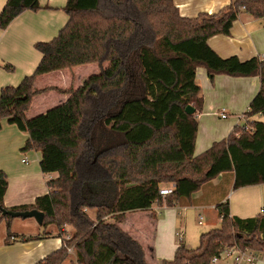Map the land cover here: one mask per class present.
Here are the masks:
<instances>
[{
  "label": "trees",
  "instance_id": "obj_1",
  "mask_svg": "<svg viewBox=\"0 0 264 264\" xmlns=\"http://www.w3.org/2000/svg\"><path fill=\"white\" fill-rule=\"evenodd\" d=\"M40 9L39 0H7L0 31L24 11ZM62 11L67 21L57 35L34 44L41 58L32 74L0 89V130L5 121L25 133L23 151L40 152L41 172L56 174L46 182L47 194L7 209L8 178L0 171L4 243L38 241L49 226H69V239L37 264H62L70 247L75 264H150L121 227L126 213L153 204L193 205L195 194L221 175L232 174L233 191L264 184V121L256 119L264 115V58L224 59L207 44L229 35L241 13L264 21V0H231L216 13L193 18L182 17L173 0H66ZM89 64L99 73L63 91L65 102L26 118L33 97L45 92L35 89L39 76ZM200 72L209 87L215 76L226 75L258 76L260 88L242 114L244 124L195 155ZM188 106L194 114L185 112ZM169 185L172 193L163 199L159 191ZM2 210L43 213V232L13 233L12 218ZM215 210L219 226L201 234L195 249L180 244L171 260L157 264H210L233 245L264 254V213L230 216L227 201Z\"/></svg>",
  "mask_w": 264,
  "mask_h": 264
},
{
  "label": "crops",
  "instance_id": "obj_2",
  "mask_svg": "<svg viewBox=\"0 0 264 264\" xmlns=\"http://www.w3.org/2000/svg\"><path fill=\"white\" fill-rule=\"evenodd\" d=\"M6 1L0 0V11ZM230 2L231 0H173L179 14L187 18L196 17L199 13H216ZM65 3L66 0H39L40 10L24 11L5 30L0 31V89L7 85L17 86L25 76L32 74L41 58L35 50L34 44L52 40L65 25L67 16L62 11ZM207 44L220 58L225 59L235 56L240 61L253 57L260 58L264 56V21L263 19H255L247 13H241L233 23L229 35L213 36L207 40ZM4 64L11 65L13 70L4 69ZM103 67L105 68L106 65H103ZM80 68L78 66L73 69L39 76L35 81V85L42 81L45 83L42 88L35 89L50 90L33 97L30 107L25 113L26 118L44 114L50 108L65 102L68 95L63 91L79 87L86 78L79 76V78L73 80L74 72ZM97 68L100 71L98 66ZM200 73L198 81L203 87V103L201 112L196 115L195 155L207 150L214 142L225 139L233 127L244 124L245 119H242V114L247 110L249 103L260 88L258 76L230 77L226 75L215 76L212 85L209 87L203 79L202 72ZM221 111L227 113L228 117L226 119L219 117ZM256 119L264 121V115L257 116ZM27 139L28 136L19 131L14 125H9L5 121L2 122L0 130V171L4 172L8 178V186L3 198V205L7 209L32 204L35 198L48 193L47 180L56 177V174L44 175L41 172L40 152L23 151ZM232 182V174H227L224 177L221 175L209 183L211 188L208 191L195 194L193 199L196 200L198 196L201 198L209 197L211 204L205 207H211L215 212L217 204L227 201L229 215L241 219L257 216L261 209H264V184L243 187L233 191L231 188ZM163 188H166V186ZM176 207L179 206L160 207L153 204L147 211L129 213H138L141 218H145V221L150 220V223L154 221L151 233L154 240L156 224L159 225L160 222H164V220H160L161 218L173 225V218L167 215L171 212L165 214L161 211ZM191 207L204 208L202 205ZM185 208L182 207V209ZM89 211L91 210H88L87 213ZM129 213L125 215L127 216ZM158 215H160L159 219ZM147 216H149V220ZM10 230L24 236H37L43 232L40 225L33 218L11 219ZM182 230L179 232L182 233ZM44 233H46V236L38 241H16L11 245H5L6 222L1 221L0 264H37L63 245L65 239L63 229L59 230L55 226H49ZM132 233L141 235L136 230ZM135 237L141 239L136 235ZM141 246L143 247L142 244ZM143 249L146 261L152 262L154 248L148 246V249L147 247H143ZM72 256L70 259L63 261L62 264H75ZM255 264H264V260H259Z\"/></svg>",
  "mask_w": 264,
  "mask_h": 264
},
{
  "label": "rangeland",
  "instance_id": "obj_3",
  "mask_svg": "<svg viewBox=\"0 0 264 264\" xmlns=\"http://www.w3.org/2000/svg\"><path fill=\"white\" fill-rule=\"evenodd\" d=\"M81 68L74 72L73 74V80L76 78H79V76L82 78L88 77L93 74H98L99 70L97 68L96 64H90L89 66H80ZM76 68V67H75ZM73 69V68H72ZM59 77V75H57ZM75 78V79H74ZM45 82H38L35 85V88L39 89L44 86ZM76 87V85H75ZM50 90V89H45ZM170 186V185H169ZM168 188V186H166ZM211 188V185L205 186L201 193L204 191H208ZM199 193V192H198ZM193 205L186 206L185 209H182L181 206L178 208H167L166 210L161 211L167 214V212H171L170 215L173 218V225L169 224L165 221L164 218H161L160 220H164V222H160L156 224V232H155V239H152L151 233L153 231V223L149 222V216H147L149 221H145L144 217H140L138 213L132 214L129 213L127 216L125 215V218L123 222L121 223V227L124 231L128 232L130 235H135L141 239H137V241L143 245L144 248L148 246L154 248V257L152 262H148L150 264H157V262L168 259L171 260L174 255L175 247L181 245H184L188 249H195L199 244V238L200 235L219 226V218L217 217L216 212L211 207H205L210 206L211 201L209 197L201 198L198 196L196 200H194ZM194 205H202L204 208H198L191 207ZM91 217L94 216L93 211L88 212ZM161 213V214H162ZM164 214V215H165ZM158 215V219H159ZM136 218V219H135ZM137 218H141L140 220ZM200 220V224L198 221ZM134 223V224H133ZM152 225V229H151ZM63 234L66 236L70 235L71 227L64 226L63 228ZM182 230L183 233V239L182 242L179 243L176 233ZM134 230H136L138 233H132ZM160 236V238H159ZM65 238V237H64ZM173 241H170V240ZM71 254V255H70ZM69 256H74V253H70ZM72 256V257H73ZM211 264V262H210ZM217 264H232L230 260L227 259H220Z\"/></svg>",
  "mask_w": 264,
  "mask_h": 264
},
{
  "label": "built area",
  "instance_id": "obj_4",
  "mask_svg": "<svg viewBox=\"0 0 264 264\" xmlns=\"http://www.w3.org/2000/svg\"><path fill=\"white\" fill-rule=\"evenodd\" d=\"M260 58H264V56H262ZM219 117L221 119H226L228 117V115L224 111H221L219 113ZM242 119H245L243 115H242ZM173 187H174V185H171L168 188L161 189L159 191V195L161 197H165V196L171 194ZM260 213L263 214L264 209H261ZM198 223L200 224V220L198 221ZM176 236H177V239L180 243L183 239V234L181 232H179L176 234ZM64 237H65V240L69 239V236L65 235ZM72 252H73L72 247L67 249V254H70ZM220 259L230 260L232 262V264H255L259 260H264V254L263 253H256V252L251 251L249 249H241L237 245H233V246H229V247L224 248L218 254V256L213 257L211 259V264H217V262Z\"/></svg>",
  "mask_w": 264,
  "mask_h": 264
},
{
  "label": "water",
  "instance_id": "obj_5",
  "mask_svg": "<svg viewBox=\"0 0 264 264\" xmlns=\"http://www.w3.org/2000/svg\"><path fill=\"white\" fill-rule=\"evenodd\" d=\"M185 112L188 115L194 114V110L190 106L185 108ZM2 214L4 216H9L12 219L13 218H21V219L33 218L38 225L42 224L43 216H44L43 213H41V212H39L37 210H30V211H8V210H2Z\"/></svg>",
  "mask_w": 264,
  "mask_h": 264
}]
</instances>
